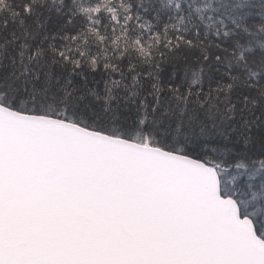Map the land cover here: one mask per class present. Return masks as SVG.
<instances>
[{
	"label": "snow or ice",
	"instance_id": "6c2138e0",
	"mask_svg": "<svg viewBox=\"0 0 264 264\" xmlns=\"http://www.w3.org/2000/svg\"><path fill=\"white\" fill-rule=\"evenodd\" d=\"M0 264H264V0H0Z\"/></svg>",
	"mask_w": 264,
	"mask_h": 264
}]
</instances>
